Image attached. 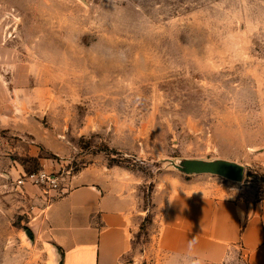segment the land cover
I'll list each match as a JSON object with an SVG mask.
<instances>
[{
  "label": "rangeland",
  "instance_id": "obj_1",
  "mask_svg": "<svg viewBox=\"0 0 264 264\" xmlns=\"http://www.w3.org/2000/svg\"><path fill=\"white\" fill-rule=\"evenodd\" d=\"M181 158L239 162L243 183L198 177L264 199V0H0V204L16 226L25 177L46 176L25 184L48 201L83 173L126 183L150 210ZM153 218L131 258L154 255Z\"/></svg>",
  "mask_w": 264,
  "mask_h": 264
},
{
  "label": "crops",
  "instance_id": "obj_2",
  "mask_svg": "<svg viewBox=\"0 0 264 264\" xmlns=\"http://www.w3.org/2000/svg\"><path fill=\"white\" fill-rule=\"evenodd\" d=\"M169 175L156 186L150 210L139 208L128 184L85 173L49 201L36 186L18 182L25 210L17 212L29 218L16 226L15 210L0 204V264H264V199ZM151 212L154 255L131 258Z\"/></svg>",
  "mask_w": 264,
  "mask_h": 264
},
{
  "label": "water",
  "instance_id": "obj_3",
  "mask_svg": "<svg viewBox=\"0 0 264 264\" xmlns=\"http://www.w3.org/2000/svg\"><path fill=\"white\" fill-rule=\"evenodd\" d=\"M169 168L187 177L215 176L233 183H243L246 167L228 159L181 158L166 161Z\"/></svg>",
  "mask_w": 264,
  "mask_h": 264
},
{
  "label": "built area",
  "instance_id": "obj_4",
  "mask_svg": "<svg viewBox=\"0 0 264 264\" xmlns=\"http://www.w3.org/2000/svg\"><path fill=\"white\" fill-rule=\"evenodd\" d=\"M36 178V181L37 182H40V181H44L45 180V178H46V176L45 175H40V176H31V177H25V179H22V180H20V184H24L26 181H32V180H34Z\"/></svg>",
  "mask_w": 264,
  "mask_h": 264
}]
</instances>
